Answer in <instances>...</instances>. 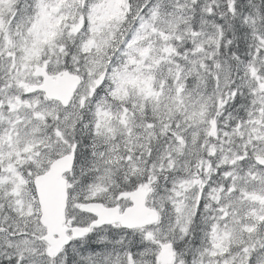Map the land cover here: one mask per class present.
Returning a JSON list of instances; mask_svg holds the SVG:
<instances>
[{
  "label": "snow or ice",
  "instance_id": "obj_1",
  "mask_svg": "<svg viewBox=\"0 0 264 264\" xmlns=\"http://www.w3.org/2000/svg\"><path fill=\"white\" fill-rule=\"evenodd\" d=\"M0 264H264V0H0Z\"/></svg>",
  "mask_w": 264,
  "mask_h": 264
}]
</instances>
